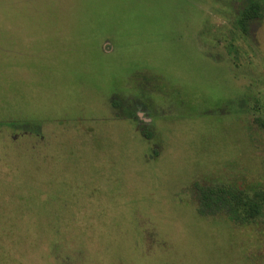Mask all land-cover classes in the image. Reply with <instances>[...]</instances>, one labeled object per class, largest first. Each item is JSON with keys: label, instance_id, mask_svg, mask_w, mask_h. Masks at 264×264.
Here are the masks:
<instances>
[{"label": "rangeland", "instance_id": "obj_1", "mask_svg": "<svg viewBox=\"0 0 264 264\" xmlns=\"http://www.w3.org/2000/svg\"><path fill=\"white\" fill-rule=\"evenodd\" d=\"M223 184L264 204V0H0V264H264Z\"/></svg>", "mask_w": 264, "mask_h": 264}, {"label": "trees", "instance_id": "obj_2", "mask_svg": "<svg viewBox=\"0 0 264 264\" xmlns=\"http://www.w3.org/2000/svg\"><path fill=\"white\" fill-rule=\"evenodd\" d=\"M142 123H146L138 117ZM200 215L226 212L235 223H251L264 209L263 200H257L233 185L205 186L199 192Z\"/></svg>", "mask_w": 264, "mask_h": 264}]
</instances>
